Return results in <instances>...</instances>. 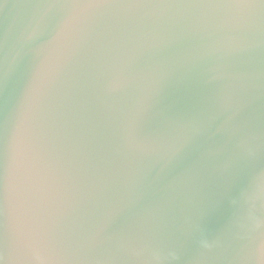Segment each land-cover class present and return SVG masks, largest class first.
Wrapping results in <instances>:
<instances>
[{
  "label": "water",
  "instance_id": "obj_1",
  "mask_svg": "<svg viewBox=\"0 0 264 264\" xmlns=\"http://www.w3.org/2000/svg\"><path fill=\"white\" fill-rule=\"evenodd\" d=\"M74 2L0 0V168L18 129L39 178L8 264H264V9Z\"/></svg>",
  "mask_w": 264,
  "mask_h": 264
},
{
  "label": "snow or ice",
  "instance_id": "obj_2",
  "mask_svg": "<svg viewBox=\"0 0 264 264\" xmlns=\"http://www.w3.org/2000/svg\"><path fill=\"white\" fill-rule=\"evenodd\" d=\"M103 0H76L74 8L92 9L101 5ZM245 8L264 9V0H238L235 5ZM113 88L119 87V81H113ZM39 186V178L29 148L17 129L11 135V155L6 166L0 168V215L5 223L11 220L16 238L15 252L25 248L34 250L37 239L34 225V193ZM7 246L0 248V264H8L4 255ZM15 264L17 257L13 254Z\"/></svg>",
  "mask_w": 264,
  "mask_h": 264
},
{
  "label": "clouds",
  "instance_id": "obj_3",
  "mask_svg": "<svg viewBox=\"0 0 264 264\" xmlns=\"http://www.w3.org/2000/svg\"><path fill=\"white\" fill-rule=\"evenodd\" d=\"M182 147L183 145L181 143H177L171 146V148L169 149V153H166L165 156L161 157V159L164 161V166H166L167 162L171 159V156L180 151ZM33 259L34 261L40 262V264H47L46 258L39 252L33 253ZM259 259L261 261H264V243H262L260 246Z\"/></svg>",
  "mask_w": 264,
  "mask_h": 264
}]
</instances>
